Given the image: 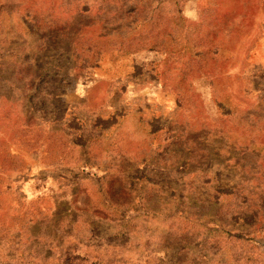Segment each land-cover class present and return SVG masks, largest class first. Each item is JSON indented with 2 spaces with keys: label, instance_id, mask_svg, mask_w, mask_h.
Wrapping results in <instances>:
<instances>
[{
  "label": "rangeland",
  "instance_id": "rangeland-1",
  "mask_svg": "<svg viewBox=\"0 0 264 264\" xmlns=\"http://www.w3.org/2000/svg\"><path fill=\"white\" fill-rule=\"evenodd\" d=\"M0 264H264V0H0Z\"/></svg>",
  "mask_w": 264,
  "mask_h": 264
}]
</instances>
